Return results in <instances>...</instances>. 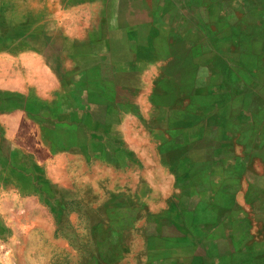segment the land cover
<instances>
[{"label":"rangeland","instance_id":"rangeland-1","mask_svg":"<svg viewBox=\"0 0 264 264\" xmlns=\"http://www.w3.org/2000/svg\"><path fill=\"white\" fill-rule=\"evenodd\" d=\"M168 229L264 264V0H0V264H156Z\"/></svg>","mask_w":264,"mask_h":264},{"label":"crops","instance_id":"crops-1","mask_svg":"<svg viewBox=\"0 0 264 264\" xmlns=\"http://www.w3.org/2000/svg\"><path fill=\"white\" fill-rule=\"evenodd\" d=\"M104 97H101V94L98 96L90 97L89 94L77 93V94H66L62 98V103L59 108V116L65 123L71 124L76 131L81 133H86L87 131H95L96 125L103 126L106 121L104 117L100 120L96 119V115L103 114L108 110H118L121 106L120 102L124 101L126 93L117 87L112 90V94H109L107 89H104ZM126 104V103H125ZM46 110V108H45ZM103 111V113H102ZM117 111L113 112L112 115L115 116ZM88 121V122H87ZM88 123V124H87ZM98 123V124H97ZM151 233V232H149ZM176 235V236H172ZM228 236L226 240L228 242ZM182 240L181 233L180 235L172 234L171 229L165 230L164 235L156 236L150 234V243L153 246L156 244V249L161 251L163 255L157 257L156 264H182L180 263V258L190 255V247H179L177 248L179 242ZM212 240V239H208ZM184 246L189 245L190 243H182ZM227 248L226 250H228ZM127 251V250H126ZM127 253V252H126ZM196 258V257H195ZM202 260V264H204Z\"/></svg>","mask_w":264,"mask_h":264}]
</instances>
